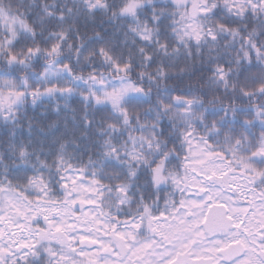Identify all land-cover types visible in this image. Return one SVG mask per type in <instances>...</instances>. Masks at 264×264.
Listing matches in <instances>:
<instances>
[{"label":"snow or ice","instance_id":"1","mask_svg":"<svg viewBox=\"0 0 264 264\" xmlns=\"http://www.w3.org/2000/svg\"><path fill=\"white\" fill-rule=\"evenodd\" d=\"M0 129V264H264V0H0Z\"/></svg>","mask_w":264,"mask_h":264},{"label":"trees","instance_id":"2","mask_svg":"<svg viewBox=\"0 0 264 264\" xmlns=\"http://www.w3.org/2000/svg\"><path fill=\"white\" fill-rule=\"evenodd\" d=\"M53 119H54V117H53ZM2 136H3V130L0 129V137H2Z\"/></svg>","mask_w":264,"mask_h":264}]
</instances>
